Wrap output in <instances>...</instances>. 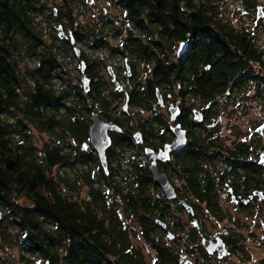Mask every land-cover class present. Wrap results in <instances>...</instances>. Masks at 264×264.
<instances>
[{
    "label": "flooded vegetation",
    "instance_id": "flooded-vegetation-1",
    "mask_svg": "<svg viewBox=\"0 0 264 264\" xmlns=\"http://www.w3.org/2000/svg\"><path fill=\"white\" fill-rule=\"evenodd\" d=\"M236 1H229L231 8L218 0L217 8L185 9L183 0H171L170 7L166 0H152V7L137 0L129 10L114 0L119 8L106 31L96 29L78 41L73 30L80 58L69 35L46 43L59 45L56 54H74L82 79L85 61L90 82L86 91L81 80L82 91L87 100L97 98L88 104L90 118L96 112L120 128L108 131V164L124 156L129 173L143 174L146 197L164 204L156 217L162 224L155 222L163 249L166 235L190 243L177 252V264L182 255L192 264H217L245 253L246 219L264 214V151L246 137L231 145L221 135L225 117L237 107L246 111L249 95L264 102V3ZM176 81L173 88L170 82ZM255 125L253 133L261 139L264 118ZM87 142L97 154L89 137ZM153 162L174 196L154 180ZM203 240L221 241L229 253H211Z\"/></svg>",
    "mask_w": 264,
    "mask_h": 264
},
{
    "label": "trees",
    "instance_id": "trees-1",
    "mask_svg": "<svg viewBox=\"0 0 264 264\" xmlns=\"http://www.w3.org/2000/svg\"><path fill=\"white\" fill-rule=\"evenodd\" d=\"M79 1L0 0V251L17 245L23 264H30L31 256L49 264H143L130 244L132 220L154 252V264H177V252L163 249L152 221L164 204L146 197L143 174L121 176L120 156L113 166L109 162L106 174L94 150L79 147L89 137L88 104L97 98L87 100L81 84L70 83L65 67L71 62L55 53L59 45L46 44L38 19L44 16L50 25L57 15L78 41L113 25L110 14L82 25L73 14ZM118 1L136 8L137 0ZM147 2L152 7V0ZM214 2L183 0L182 7L217 8ZM54 29H48L50 41L62 40ZM32 127L49 135L42 154Z\"/></svg>",
    "mask_w": 264,
    "mask_h": 264
},
{
    "label": "rangeland",
    "instance_id": "rangeland-1",
    "mask_svg": "<svg viewBox=\"0 0 264 264\" xmlns=\"http://www.w3.org/2000/svg\"><path fill=\"white\" fill-rule=\"evenodd\" d=\"M229 1H232L233 3L237 4L236 0H226L227 8H231ZM264 3V0H262ZM223 4H225V1H223ZM119 7L114 4V0H94L92 3H87L85 0L79 1L78 6L75 7L74 16L81 21L82 25L85 23L91 22L99 17H105L106 15H114L117 12V9ZM50 13V12H49ZM39 20L42 21V32L45 36L46 43L51 42L48 29L51 26H54L55 29L52 30L56 36L57 29L56 27L58 24H64L63 22H60L57 17V15L51 17L53 20L50 25L48 23L44 22V16H39ZM66 19V18H64ZM116 19V17H115ZM67 30L70 29V27L66 28ZM58 42V40H56ZM264 44V43H263ZM63 49V46L61 47ZM67 60L71 63H68V66L65 67V69L70 74V83L74 86L78 83L81 84V75L79 73V65L78 63H75L73 56L66 55ZM111 60V58H109ZM30 67L35 65V61L29 62ZM171 86L173 88H177L179 85V82H170ZM186 87L188 85L184 83ZM183 86V85H182ZM250 95L247 97V104L248 107L246 111H243L242 108L237 107V111H234L233 113H229L230 115H227L224 119V127L221 131V135L227 139L231 145L233 142H236L243 137L247 138V143H251L255 141L261 149L264 151V137L262 136L261 139H258V137H255L253 133V129L256 126V122H258L261 118H264V102L261 103L259 99H249ZM223 99V97H221ZM264 101V98H263ZM138 108L133 107L132 111H136ZM234 132H237L235 134ZM31 134L33 138V143L37 146V148L40 151V154H42V148L45 142L49 141V135L43 131H39L36 127H32ZM71 144L73 146L78 145V142L74 139H70ZM88 141V138L83 140ZM80 141L79 147L81 146L82 142ZM92 146H89L86 150L87 153H92ZM258 150H260L258 148ZM122 163H123V171L121 172V176L129 175L130 170V164L125 161V157L122 156ZM116 162L113 161V164ZM131 178L128 176V182H131ZM133 189H137L135 186V183L133 185ZM0 208H2V205H0ZM1 210V209H0ZM3 214V213H2ZM1 217V216H0ZM156 218H153V222ZM248 225L245 226L243 229V232L249 236L246 238L245 242V253H243V256H231L229 259H226L225 261L217 264H264V247L261 245V239L264 238V214L261 216L251 215L249 218L246 219ZM129 240L130 244L134 249L140 252L142 257V263L143 264H154V252L152 249L146 244V242L142 239L141 234L139 232V226L138 223L135 221L129 222ZM133 228L136 229L133 231ZM157 233H162V230L158 227ZM251 234H254V237H251ZM158 235V234H157ZM165 241L168 247L173 252L182 251L185 252V248L190 246V243L188 240H182L178 241L177 239L170 240L168 239V236H165ZM178 253H176V257ZM0 257L5 260L4 264H23L22 260V253L20 249L17 247V245H14L10 248H7L4 251H0ZM32 262L30 264H46L45 259H38L34 258V256L30 257ZM263 262V263H262Z\"/></svg>",
    "mask_w": 264,
    "mask_h": 264
},
{
    "label": "water",
    "instance_id": "water-1",
    "mask_svg": "<svg viewBox=\"0 0 264 264\" xmlns=\"http://www.w3.org/2000/svg\"><path fill=\"white\" fill-rule=\"evenodd\" d=\"M93 1L94 0H86L87 3H92ZM54 12L55 13L57 12L56 8H54ZM57 32H58V37L60 39H67L68 35L70 36V40L72 43V47L75 51V54L77 57L80 58L81 49L74 37L73 30L72 29L69 30L67 34L64 29L63 24L60 23L57 26ZM184 49H185V45H182L179 52H182ZM85 68H86L85 61L81 60V72L84 74L82 83H83L84 89L87 91L89 89L90 81H89V78L85 75ZM116 128L120 129L115 124H110V123L103 121L100 118L98 113L93 112L91 114V124L88 130L89 141L93 145L95 151L97 152L99 161L102 165V168L104 169L106 173H109V166H108V159H107L106 151H107V148L111 145V138L108 134V131L112 129H116ZM88 146H89V142L83 141L81 144V149L87 150ZM174 146H176V144L173 145V147ZM162 154L163 153H159L157 157H162ZM261 163L264 165V154L262 155ZM151 170L154 175V180L163 187L164 191L168 194V196L169 197L174 196L173 187L171 186L168 177L164 173H161L159 171L156 165V162H153V165L151 166ZM258 192L259 191H257L256 193ZM259 193H262V192H259ZM0 216H2L1 210H0ZM155 222L158 225L162 224L160 219H156ZM203 245L211 253L217 251L220 257H224L229 253L225 247V244L221 241L213 242L211 240H203ZM178 261H179V264H192V262L187 259L186 255H182L181 257H179ZM46 264H49V261H46ZM61 264H65V263L62 262Z\"/></svg>",
    "mask_w": 264,
    "mask_h": 264
},
{
    "label": "bare ground",
    "instance_id": "bare-ground-1",
    "mask_svg": "<svg viewBox=\"0 0 264 264\" xmlns=\"http://www.w3.org/2000/svg\"><path fill=\"white\" fill-rule=\"evenodd\" d=\"M184 19V18H183Z\"/></svg>",
    "mask_w": 264,
    "mask_h": 264
}]
</instances>
